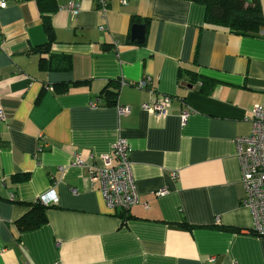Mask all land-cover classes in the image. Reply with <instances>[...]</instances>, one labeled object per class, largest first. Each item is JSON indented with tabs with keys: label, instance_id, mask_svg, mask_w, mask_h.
<instances>
[{
	"label": "crops",
	"instance_id": "obj_1",
	"mask_svg": "<svg viewBox=\"0 0 264 264\" xmlns=\"http://www.w3.org/2000/svg\"><path fill=\"white\" fill-rule=\"evenodd\" d=\"M54 2L44 53L36 0L0 10V264H264L234 143L264 106V37L207 24L191 0ZM156 94L171 97L163 117L143 108ZM120 138L138 201L111 210L74 161L100 164ZM39 199L46 223L20 231Z\"/></svg>",
	"mask_w": 264,
	"mask_h": 264
},
{
	"label": "built area",
	"instance_id": "obj_2",
	"mask_svg": "<svg viewBox=\"0 0 264 264\" xmlns=\"http://www.w3.org/2000/svg\"><path fill=\"white\" fill-rule=\"evenodd\" d=\"M9 0H0V10L7 7ZM14 2H25L28 0H12ZM126 4L127 0H120ZM101 10H104L105 0H99ZM65 10L75 14L78 12V5L74 1H69L64 7ZM104 29V26L100 27ZM264 35V30L260 32ZM3 42L0 41V50ZM150 79L148 77L139 81L136 86L139 89L149 90ZM171 97L156 94L152 101L143 105V108L156 117H163L168 113ZM96 103L95 105H97ZM128 107H118V115L128 114ZM190 112L186 109L180 113V119L185 122ZM0 118L3 116L0 109ZM251 124L250 133L234 140L236 157L241 173V184L244 194L240 204L248 208L253 217L252 233L258 237H264V106L254 105L249 118ZM40 150V149H39ZM100 164L93 162L85 165L77 157L75 165L85 166L89 172L90 180L99 183V190L102 199L108 209L127 210L137 203L138 194L136 192L134 179L132 176L131 163L129 160V148L125 139H118L113 146L111 153H105L98 157ZM164 190L158 191L157 195H163ZM12 199V197H10ZM45 206L52 205V201L39 199ZM210 259L209 262H212ZM23 264H29L27 262Z\"/></svg>",
	"mask_w": 264,
	"mask_h": 264
},
{
	"label": "trees",
	"instance_id": "obj_3",
	"mask_svg": "<svg viewBox=\"0 0 264 264\" xmlns=\"http://www.w3.org/2000/svg\"><path fill=\"white\" fill-rule=\"evenodd\" d=\"M205 7V22L209 25L220 26L229 29L232 33L241 36L260 35L264 30V17L260 8L259 0H191ZM38 10L42 17L45 32L48 35V42L38 46L35 50L44 53L48 50L51 42L50 14L56 11L54 0H36ZM264 37V35H263ZM43 61V60H42ZM214 82H210L212 87ZM210 88H205L209 92ZM24 176H14L15 182L20 181ZM30 210L16 221L20 231L34 230L46 223L45 206L40 200L27 204ZM225 230H236L224 228Z\"/></svg>",
	"mask_w": 264,
	"mask_h": 264
},
{
	"label": "water",
	"instance_id": "obj_4",
	"mask_svg": "<svg viewBox=\"0 0 264 264\" xmlns=\"http://www.w3.org/2000/svg\"><path fill=\"white\" fill-rule=\"evenodd\" d=\"M144 28L142 25H134L132 27V36L137 40V42L143 41Z\"/></svg>",
	"mask_w": 264,
	"mask_h": 264
}]
</instances>
